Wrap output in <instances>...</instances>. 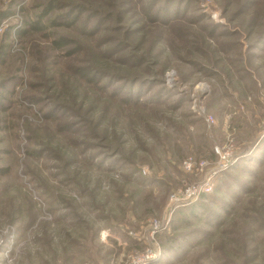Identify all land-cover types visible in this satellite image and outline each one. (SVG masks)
Masks as SVG:
<instances>
[{"label": "rangeland", "instance_id": "1", "mask_svg": "<svg viewBox=\"0 0 264 264\" xmlns=\"http://www.w3.org/2000/svg\"><path fill=\"white\" fill-rule=\"evenodd\" d=\"M46 1L0 0V264H126L152 246L146 264H264V0H93L123 21L20 36ZM51 31L83 50L55 61Z\"/></svg>", "mask_w": 264, "mask_h": 264}, {"label": "trees", "instance_id": "2", "mask_svg": "<svg viewBox=\"0 0 264 264\" xmlns=\"http://www.w3.org/2000/svg\"><path fill=\"white\" fill-rule=\"evenodd\" d=\"M169 1L170 0H163L165 4ZM61 2L62 1L60 0H47L45 3H43L40 11H36V13H34L32 16L27 17L25 21V28L20 31V36H24L25 34L28 35L31 32H43L48 30V28H54L60 24L73 26L82 18L80 35L92 37L94 36L95 28L98 27H95L97 23L103 24V22L112 21L114 24H120L123 21V16L119 12H116L114 14L111 10L104 11L101 4L98 5L93 0H74L72 2L63 3V6L67 5V9L62 14L51 15L54 10L60 9L62 7ZM103 2L105 3L103 7L107 8L110 5L114 6L115 4H117V2H119V0H103ZM163 9V14H165L166 16V13L169 12V9ZM152 10L153 8H149L145 11H142V13L139 12L141 16L140 22L157 23L158 16L155 13L151 12ZM9 14L10 13L8 11L0 12V19L8 16ZM102 16H104V19L102 18ZM92 18H96V21L92 27H89ZM165 18V20L160 21L163 25L168 23V17ZM43 36L48 40L46 49L49 52H52V56L55 61L59 58L74 56L77 52L82 51L84 48L80 40L74 39L69 35H64L51 31V33H43ZM68 46L73 47L66 49ZM148 58L149 57L144 53H141L139 55H131L129 59H132V61L135 63L129 61L130 63L127 64H130L129 66L131 67L143 64L147 65ZM43 66L45 68L47 67L46 64H43ZM70 69L71 73L77 80H80L86 84H92L95 87L99 86V88L101 89H105L110 86L104 81H102L99 72L96 71V69L89 64L74 63L72 66H70ZM110 75L114 77L117 76L114 72H111ZM122 79L126 80V77H123ZM137 81H139V79H137L135 83ZM113 96H116V93H113ZM122 101L129 102V104L131 105V102H133V97L131 95H128L124 97ZM73 108L75 107L73 106ZM47 116L55 118L54 111H49ZM64 128L69 129L67 126ZM77 162L78 160H75L71 164H76ZM219 224L220 223H218L217 226H219Z\"/></svg>", "mask_w": 264, "mask_h": 264}, {"label": "built area", "instance_id": "3", "mask_svg": "<svg viewBox=\"0 0 264 264\" xmlns=\"http://www.w3.org/2000/svg\"><path fill=\"white\" fill-rule=\"evenodd\" d=\"M203 118L206 122L210 123L213 121L211 116L209 115H203ZM216 153L222 158L226 159L228 157V153L226 152H220L217 149H215ZM196 192V191H195ZM159 221L156 219H153L150 222V229L152 234L156 233L158 229H160ZM146 250L142 251L140 254H134V255H128L126 258V264H146L148 260H150L153 256V254L156 252V248L154 246L145 248ZM154 258V257H153Z\"/></svg>", "mask_w": 264, "mask_h": 264}]
</instances>
